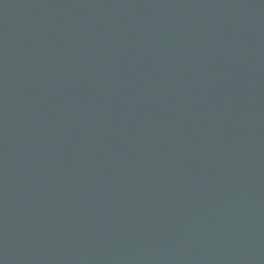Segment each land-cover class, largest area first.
Wrapping results in <instances>:
<instances>
[{"label": "water", "instance_id": "95a60500", "mask_svg": "<svg viewBox=\"0 0 264 264\" xmlns=\"http://www.w3.org/2000/svg\"><path fill=\"white\" fill-rule=\"evenodd\" d=\"M0 264H264V0H0Z\"/></svg>", "mask_w": 264, "mask_h": 264}]
</instances>
